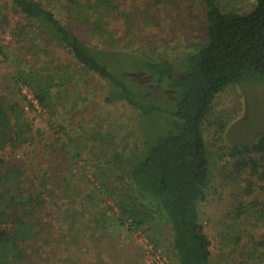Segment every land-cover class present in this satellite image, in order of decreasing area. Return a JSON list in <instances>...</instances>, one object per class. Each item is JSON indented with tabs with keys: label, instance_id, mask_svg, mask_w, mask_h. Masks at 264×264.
<instances>
[{
	"label": "rangeland",
	"instance_id": "rangeland-1",
	"mask_svg": "<svg viewBox=\"0 0 264 264\" xmlns=\"http://www.w3.org/2000/svg\"><path fill=\"white\" fill-rule=\"evenodd\" d=\"M41 1L65 19L61 7L55 9L57 0ZM218 1L225 11L249 12L254 5V0ZM102 11L105 24L100 33L94 32V24H79L74 30L85 43L99 49L135 54L148 61L178 62L203 38L205 13L200 0H108ZM26 22L11 0H0V96L11 94L9 86L19 75L27 83L19 88L26 97L22 104L33 122V133L47 132L40 143L22 147L16 158L27 159L30 177L39 171L51 175L56 195L49 201L50 212L57 205H66L67 200L70 211L85 216L84 224L92 232L88 237L80 235L69 249L65 245L46 246L50 257L43 263L149 264L136 231L128 232L111 217L98 226L92 218H100L109 206L122 217L116 202L129 192L125 166L146 138L167 130L175 110L174 92L166 84H153L147 72L135 66L122 75L128 86L144 91L143 103L154 105L155 110L143 114L116 91H111L107 103L110 86L106 81L83 70L57 43L20 34ZM183 73L179 68L176 74ZM42 89H50L47 108L35 98V91ZM263 127L264 77L218 94L204 122L212 181L201 210L211 242L212 264H264V245H260L264 241V216L254 208L246 216H236L234 200L240 198L241 191L237 184L225 183L220 176L228 146L256 140ZM34 180L31 178L27 187L33 188ZM102 226H106L104 231L99 228ZM157 226L159 229L155 227L151 233L165 235L156 248L170 264H178L169 251L172 233L161 223Z\"/></svg>",
	"mask_w": 264,
	"mask_h": 264
},
{
	"label": "trees",
	"instance_id": "trees-1",
	"mask_svg": "<svg viewBox=\"0 0 264 264\" xmlns=\"http://www.w3.org/2000/svg\"><path fill=\"white\" fill-rule=\"evenodd\" d=\"M61 1L54 6L61 7L66 20L41 0H11L27 20L19 33L57 43L83 70L106 81L110 86L107 103L111 91H116L143 114L155 110L154 105L143 103L144 91L128 86L122 75L135 66H141L153 84H166L176 98L173 119L165 133L146 136L141 150L125 166L129 192L116 202L122 217L109 206V212L106 209L100 218L93 217V222L98 226L114 218L128 232L146 233L155 247L165 233L151 232L161 223L172 233L169 251L178 264H212L211 242L201 210L212 181L203 125L218 94L264 77V0H254L249 12L225 11L218 0H200L205 13L203 38L178 62L148 61L135 54L88 45L74 30L79 24H94V32L100 33L105 24L102 9L108 0ZM136 56L139 60L135 61ZM179 68L184 73L177 75ZM21 84L27 83L16 75L9 86L11 94L0 96V264H45L44 259L50 257L46 246L65 245L69 249L80 235L88 237L92 232L84 224L85 216L70 211L67 200L66 205H57L50 212L49 201L56 195L51 175L39 171L30 177L27 159L16 158L22 147L40 143L47 133H33ZM49 91L34 93L43 108L48 106ZM227 153L220 176L225 183L237 184L241 191L240 198L234 200L236 216H246L253 208L264 216V127L256 140L228 146ZM31 178L35 179L33 188L26 184ZM248 198L251 201L247 202ZM99 228L104 231L106 226ZM260 243L264 245V241Z\"/></svg>",
	"mask_w": 264,
	"mask_h": 264
},
{
	"label": "built area",
	"instance_id": "built-area-1",
	"mask_svg": "<svg viewBox=\"0 0 264 264\" xmlns=\"http://www.w3.org/2000/svg\"><path fill=\"white\" fill-rule=\"evenodd\" d=\"M136 234L139 237L140 243L145 246L149 264H170L167 257L150 243L143 231L137 230Z\"/></svg>",
	"mask_w": 264,
	"mask_h": 264
}]
</instances>
